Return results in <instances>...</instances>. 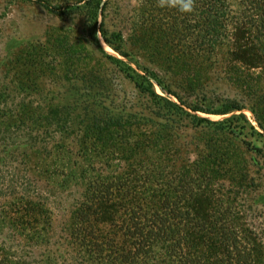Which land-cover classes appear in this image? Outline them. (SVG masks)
<instances>
[{
  "label": "rangeland",
  "instance_id": "rangeland-1",
  "mask_svg": "<svg viewBox=\"0 0 264 264\" xmlns=\"http://www.w3.org/2000/svg\"><path fill=\"white\" fill-rule=\"evenodd\" d=\"M43 2L0 0V264H127L164 223L264 264L263 5Z\"/></svg>",
  "mask_w": 264,
  "mask_h": 264
},
{
  "label": "trees",
  "instance_id": "trees-1",
  "mask_svg": "<svg viewBox=\"0 0 264 264\" xmlns=\"http://www.w3.org/2000/svg\"><path fill=\"white\" fill-rule=\"evenodd\" d=\"M39 1L43 2V0ZM258 1V5L261 7L263 5L264 8V0ZM44 5L54 12L61 11L63 8L62 6H56L46 2ZM262 36L264 37V34ZM258 41H260V38L259 40L257 38V43H254L256 49L260 45V42ZM258 59L260 58L258 57ZM152 78H154L158 84L163 87V89L165 88L162 80L155 75H153ZM146 81L147 85L138 81L135 83L140 89H142V91L149 92L150 94L156 96L157 94L153 89L151 78H146ZM168 102L173 107L183 110V108L177 103H174L171 100H168ZM241 109H243V107L240 106V104H228L223 110H213L208 112L214 114H226ZM194 110L198 111L200 109L194 108ZM195 118L199 122L206 121L210 124L223 126H226L224 124H227L229 127H234L232 125L236 120L245 119L247 121L245 114H239L221 122L199 116H195ZM197 223L198 224H195V226L197 225L198 227H205L207 224L200 222ZM169 225L170 227L167 226L166 223L159 225L160 233H156L154 230L142 229V233H137L139 236H133L131 238L132 240H129L130 249L127 250V264H251V254L255 246H251L250 243L243 241L240 237H234L232 239L230 245V247H232V251L229 252L227 258L225 257V254H223L225 253L224 250H221V244H223L221 243V239L219 241L220 246L217 248V251L210 252L207 248L212 246L213 243L207 236L202 235L200 237H195L193 235L176 232V230L182 229V223H176L177 229L173 228L175 224ZM185 226L189 227V223L185 224L183 227Z\"/></svg>",
  "mask_w": 264,
  "mask_h": 264
},
{
  "label": "clouds",
  "instance_id": "clouds-1",
  "mask_svg": "<svg viewBox=\"0 0 264 264\" xmlns=\"http://www.w3.org/2000/svg\"><path fill=\"white\" fill-rule=\"evenodd\" d=\"M160 8H174L183 13H191L195 10L196 0H156Z\"/></svg>",
  "mask_w": 264,
  "mask_h": 264
}]
</instances>
